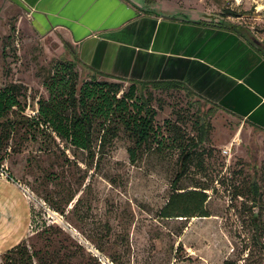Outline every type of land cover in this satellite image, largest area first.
I'll use <instances>...</instances> for the list:
<instances>
[{
    "label": "rangeland",
    "instance_id": "374dc122",
    "mask_svg": "<svg viewBox=\"0 0 264 264\" xmlns=\"http://www.w3.org/2000/svg\"><path fill=\"white\" fill-rule=\"evenodd\" d=\"M207 2L213 21L238 27L242 38L264 52V0ZM74 50L59 30L39 31L24 7L0 0V87L21 85L24 114H36L38 101L49 96L47 76ZM76 70L80 86L89 75L80 64ZM109 79L124 91L133 83L140 87ZM142 92L157 110L160 134L135 163L128 152L133 141L123 130L100 148L96 142L92 162L86 151L41 127L33 131L15 113L0 118V131L16 123L0 145L14 180L0 179L25 188L18 185L34 226L29 224L23 247L34 264H103L96 250L114 264H264V136L182 89L147 86ZM211 108L207 140L191 148L177 185L205 188L209 215L160 218L182 156L197 140L199 117ZM19 250L0 254V264H16Z\"/></svg>",
    "mask_w": 264,
    "mask_h": 264
},
{
    "label": "crops",
    "instance_id": "0c3cea01",
    "mask_svg": "<svg viewBox=\"0 0 264 264\" xmlns=\"http://www.w3.org/2000/svg\"><path fill=\"white\" fill-rule=\"evenodd\" d=\"M12 1L39 31L59 30L88 75L177 81L264 136V54L217 26L207 0ZM29 218L18 184L0 179V254L27 237Z\"/></svg>",
    "mask_w": 264,
    "mask_h": 264
},
{
    "label": "trees",
    "instance_id": "16d2710c",
    "mask_svg": "<svg viewBox=\"0 0 264 264\" xmlns=\"http://www.w3.org/2000/svg\"><path fill=\"white\" fill-rule=\"evenodd\" d=\"M200 23L206 24L204 21ZM227 28L243 36L238 27L230 25ZM249 43L253 44L250 40ZM259 50L264 54L261 48ZM71 55L70 60L60 63L53 73L47 76L49 96L38 101V111L34 115L23 113L25 107L20 99L23 94L21 85L14 83L0 87V118L15 113L21 116L20 120L33 131L41 127L45 132L54 133L70 145L86 151L92 162L98 153L96 142L100 148L116 138L121 130L133 141V145L128 147L132 163L137 161L140 152L151 149V144L160 133L155 125L157 110L151 106L149 98L142 92L147 86L154 89H185L189 96L196 95L177 81L161 80L137 82L140 87L133 83L124 91L121 83L109 79L113 78L112 75L96 71L79 86V73L76 70L80 63L79 55L75 51H72ZM214 112L215 109L211 108L207 114L199 117L197 140L182 156L180 170L172 181L173 192L159 210L158 217L191 218L209 215L206 209L208 194L205 188L181 190L177 185L187 170L191 148L207 140L210 126L207 116L213 115ZM7 128L0 131V145L5 139H10L15 132L13 128H16V123L10 121ZM1 160L0 158V167L5 166ZM252 189L257 195L258 182L252 183ZM33 226L31 221L30 227ZM23 241L1 254L10 256L11 252L20 248L18 251L20 259L16 264H34L33 255L25 246L23 247ZM224 264L238 263L233 259H226Z\"/></svg>",
    "mask_w": 264,
    "mask_h": 264
},
{
    "label": "built area",
    "instance_id": "2783aa9c",
    "mask_svg": "<svg viewBox=\"0 0 264 264\" xmlns=\"http://www.w3.org/2000/svg\"><path fill=\"white\" fill-rule=\"evenodd\" d=\"M224 153H225V154H228V153H229V150H228V149H224ZM0 175H2V176H6V177H8V178L14 180V179H13V176L11 175V173H10V171H9V169H8V167H6V166H2V167H0ZM16 183H17L18 185H20V186L25 190V188L23 187L22 184L18 183V181H16ZM95 255L98 256L99 260H100L103 264H114L113 261H110L107 257H105L103 254H101V253H100L99 251H97V250H96V252H95Z\"/></svg>",
    "mask_w": 264,
    "mask_h": 264
},
{
    "label": "flooded vegetation",
    "instance_id": "af4514ba",
    "mask_svg": "<svg viewBox=\"0 0 264 264\" xmlns=\"http://www.w3.org/2000/svg\"><path fill=\"white\" fill-rule=\"evenodd\" d=\"M157 81V80H156Z\"/></svg>",
    "mask_w": 264,
    "mask_h": 264
}]
</instances>
